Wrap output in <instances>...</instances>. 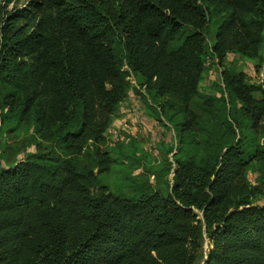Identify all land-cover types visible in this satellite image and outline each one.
<instances>
[{
    "label": "trees",
    "instance_id": "16d2710c",
    "mask_svg": "<svg viewBox=\"0 0 264 264\" xmlns=\"http://www.w3.org/2000/svg\"><path fill=\"white\" fill-rule=\"evenodd\" d=\"M263 64L264 0H0V137L36 147L0 167V264H264ZM132 92L175 133L155 165L109 140Z\"/></svg>",
    "mask_w": 264,
    "mask_h": 264
},
{
    "label": "rangeland",
    "instance_id": "374dc122",
    "mask_svg": "<svg viewBox=\"0 0 264 264\" xmlns=\"http://www.w3.org/2000/svg\"><path fill=\"white\" fill-rule=\"evenodd\" d=\"M17 6H23L27 4L28 0H15ZM15 2L11 4L13 6ZM235 62L240 70L246 72L250 77L255 76V65L251 62H247L238 56L231 55L228 62ZM264 70V64L262 67ZM220 74L217 68H212L202 83V90L206 93H212L211 86L214 82L219 81ZM132 87H137L136 79L130 78ZM119 119L115 122V126L110 130L111 137L109 140L112 143L120 141L128 142L131 139L135 140L138 146L144 150L147 157L150 158L149 163L153 165L157 164L161 160L163 153L169 152L168 150L174 143L175 133L168 128V124L157 123L152 117L149 111H147L145 102L140 95L138 96L134 92L131 93L130 98L122 105L120 110ZM129 139V140H128ZM132 141V140H131ZM17 153L13 152V149ZM36 152L33 139L29 136H25L22 133L8 134L0 137V167H5L8 164H13L22 160L25 155ZM169 155V154H168ZM140 156V153H137ZM173 156V155H172ZM172 156L169 155L170 160ZM146 161L143 160V165H146ZM143 170H137L136 175L143 173ZM116 177V171L113 170L111 179ZM252 177V181H253ZM152 183H155V177L150 178ZM260 203V202H259ZM260 204H263L261 202ZM207 248V246H206Z\"/></svg>",
    "mask_w": 264,
    "mask_h": 264
},
{
    "label": "built area",
    "instance_id": "2783aa9c",
    "mask_svg": "<svg viewBox=\"0 0 264 264\" xmlns=\"http://www.w3.org/2000/svg\"><path fill=\"white\" fill-rule=\"evenodd\" d=\"M259 82L262 84L263 88H264V70H262L260 73H259Z\"/></svg>",
    "mask_w": 264,
    "mask_h": 264
}]
</instances>
